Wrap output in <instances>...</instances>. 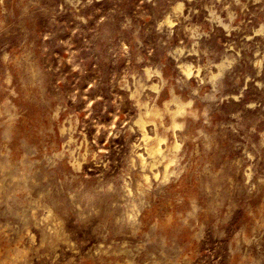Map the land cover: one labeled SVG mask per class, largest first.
<instances>
[{
    "label": "rangeland",
    "instance_id": "374dc122",
    "mask_svg": "<svg viewBox=\"0 0 264 264\" xmlns=\"http://www.w3.org/2000/svg\"><path fill=\"white\" fill-rule=\"evenodd\" d=\"M0 264H264V0H0Z\"/></svg>",
    "mask_w": 264,
    "mask_h": 264
},
{
    "label": "bare ground",
    "instance_id": "6f19581e",
    "mask_svg": "<svg viewBox=\"0 0 264 264\" xmlns=\"http://www.w3.org/2000/svg\"><path fill=\"white\" fill-rule=\"evenodd\" d=\"M181 3V2H180ZM182 4V3H181ZM180 7V4L178 3L177 4V6H176V8H179ZM169 22H172V20L170 21V20H168ZM167 21V22H168ZM217 63V62H216ZM217 65V67H218V72L216 73V74H219V73H221V69H222V66H223V63H222V61H221V63H217L216 64ZM183 70L186 72V73H189L190 72V70H191V68H190V66L189 65H185L184 67H183ZM147 71H148V69H147ZM213 75H215V73H213ZM134 95H136V94H134ZM177 103V102H176ZM189 106V105H188ZM191 106V105H190ZM189 106V107H190ZM191 109V108H190ZM152 110V109H151ZM151 110L149 109V108H145V111H144V114L146 115L147 113H149V112H151ZM189 110V109H188ZM187 110V108H186V106L184 105V103L183 102H178L177 104H176V107H175V109L173 110V112H172V117H173V124L172 125H174V126H176L177 124H180L181 122H182V120H180V121H178L177 119H176V116L177 115H181V114H183V113H185L186 114V112L188 111ZM194 109H192V111H193ZM153 111V110H152ZM189 111H191V110H189ZM155 112V111H154ZM157 112V111H156ZM158 113V112H157ZM188 113H190V112H188ZM192 113V112H191ZM153 114H155V113H153ZM149 118V117H148ZM146 119L143 117V115H142V112H140L139 113V115H138V118L137 119H135V122H136V124H138V126L142 129V136H143V138L144 139H148V138H150V134H148V132H147V130L145 129V123H146ZM179 126V125H178ZM161 139H162V137H160V136H157L156 137V140H157V143L156 144H154V145H152V146H150L149 148H148V153L149 154H155V153H160V152H162V148H161V146H160V141H161ZM173 148L175 149V150H177L178 148H179V143L178 142H175L174 144H173ZM138 155H139V157H140V159H141V162H145V157H144V155H143V153H141V152H138ZM174 157H175V154H173L171 157H169V159H168V162L166 163V165H165V167H167L168 165H169V163H171L173 160H174Z\"/></svg>",
    "mask_w": 264,
    "mask_h": 264
}]
</instances>
